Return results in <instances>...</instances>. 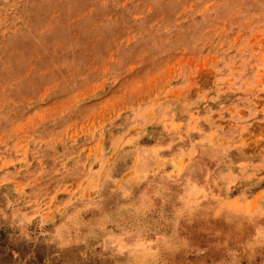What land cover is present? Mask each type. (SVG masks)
Masks as SVG:
<instances>
[{
  "label": "rangeland",
  "instance_id": "374dc122",
  "mask_svg": "<svg viewBox=\"0 0 264 264\" xmlns=\"http://www.w3.org/2000/svg\"><path fill=\"white\" fill-rule=\"evenodd\" d=\"M0 264H264V0H0Z\"/></svg>",
  "mask_w": 264,
  "mask_h": 264
}]
</instances>
